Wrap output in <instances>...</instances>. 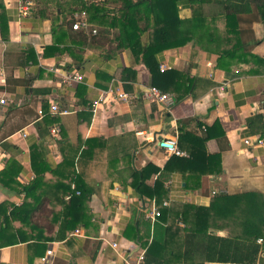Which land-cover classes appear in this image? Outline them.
Listing matches in <instances>:
<instances>
[{
	"label": "crops",
	"instance_id": "crops-1",
	"mask_svg": "<svg viewBox=\"0 0 264 264\" xmlns=\"http://www.w3.org/2000/svg\"><path fill=\"white\" fill-rule=\"evenodd\" d=\"M121 1L0 0V98L4 99L0 103V178L8 181L12 177L27 184L44 168L46 185L40 189L45 192L43 198H48L46 206L30 218L40 227L33 228L18 218L6 227L1 222L5 204L20 205L25 194L16 191L17 185H4L0 180V264H141L138 251L151 241L147 222L150 231L158 223V236L166 227L165 244L156 253L158 264H190L181 256L187 230L239 237L244 233L241 223L246 215L196 212L194 208L184 211L186 204L207 207L214 195L221 193L255 191L264 195V143H243L246 137L264 140V23L240 24L244 40L250 33L253 39H260L250 47L255 58L247 56L244 61L235 56L225 58L219 66L215 51L193 41L157 52L154 58L158 66H165L159 67L161 71L180 73L176 79L161 81L166 87L163 92L173 97V103L167 105L142 95L144 87L153 84L151 73L143 62L135 61L129 47L112 51L119 41L118 27L108 24L107 19L110 21ZM89 2L94 5L89 7ZM96 9L108 12L105 22L94 17ZM178 13L183 18L192 15L187 0L178 1ZM81 20L87 23L82 28L100 32L99 48L86 47L73 36L71 27ZM147 34L144 30L139 35L142 43ZM120 67L132 71L117 78ZM70 71L81 73L82 81H64L63 75ZM121 91L128 95L127 101L118 97ZM100 95L103 99L98 100ZM50 103L67 112H50ZM44 108L46 114L39 115L38 109ZM47 116L53 120L45 121ZM215 122L220 128L204 142V153H220L217 169L206 168L198 176L171 171L163 181L166 193L159 204L164 219L161 215L148 217L155 198L140 196L134 183L145 168L144 186L152 187L168 160L170 155L158 147L157 140L175 136L179 146V133L200 137ZM52 125L59 126L57 135L50 132ZM181 143L187 152V143ZM74 155L77 179L89 192L82 203L87 216L84 224L61 231L60 218L66 212L67 200L64 187H73L74 182L52 170L66 174L72 167L62 163L63 157ZM27 200L36 203L31 197ZM163 200L168 204L162 205ZM21 234L46 235L52 240L44 242L40 254L33 240L8 243ZM201 246H190L194 261L241 264L210 261L206 254H197ZM49 248L53 255L43 263L40 258ZM259 255L264 257V252ZM254 264H259L258 260Z\"/></svg>",
	"mask_w": 264,
	"mask_h": 264
},
{
	"label": "trees",
	"instance_id": "trees-1",
	"mask_svg": "<svg viewBox=\"0 0 264 264\" xmlns=\"http://www.w3.org/2000/svg\"><path fill=\"white\" fill-rule=\"evenodd\" d=\"M178 1L179 0H122L118 10L112 11L113 15L110 21L107 19L108 24H115V26L118 27L116 37L119 41L116 42L112 51L129 47L135 61H141L147 66L151 73L153 85L159 87L162 91L166 89V87L161 84L162 79H176V75H180V73H177L175 70L161 71L159 69L154 55L160 50L182 46L187 42L193 41L202 48L215 51L218 54L217 64L219 66L223 65L225 58L237 56L239 60L243 61L247 56L255 58V55L249 52L250 47L251 44L260 42V39H253L250 33L249 36L246 34L249 38L244 40L243 37L245 36L242 35L240 24L242 22L249 23L255 20H260L264 23V0H187L191 5L192 15L184 18L179 16ZM89 3V7L94 5V2ZM205 6H209V8L212 9L210 12L211 15H220L223 18L224 28L222 30L216 28L214 24L216 19H210V17H208L209 12L207 10L205 11ZM93 15L94 17L100 16V22H105L106 17L109 16L108 12L104 9H96ZM212 17L214 18L215 16ZM1 18L2 13H0V20ZM72 30L73 36L77 38L82 45L86 47H100L102 40L100 32L96 31L93 33V29L86 30L85 28ZM144 30L148 31V38L146 42L142 43L139 40V35ZM130 71H132L130 67H120L117 69L116 76L117 78H124L121 74H128ZM126 77L129 78V75ZM46 112V108H44L43 115H45ZM48 117L49 116H47L45 121L53 120ZM37 126H39V124ZM216 128H220L218 122L207 127L204 135L200 137L192 136L190 132L185 131L179 133V148L183 147L182 141L187 143V156L170 155L163 168L158 172L159 174L152 187L144 186L143 175L146 169L143 168L139 171L138 180L134 183V188L139 195L149 198L154 197L156 201L155 204L159 208L161 199H163L166 193L163 181L171 171L182 170L184 174L194 173L197 176L199 174H204L206 168H210L214 172L218 167L220 153L205 154L204 142L214 135V130ZM81 154H83V151ZM75 158V155L68 158L65 156L63 157L62 163L69 164L72 167L66 174L60 169L52 170L55 175L63 177L68 176L72 179V182H74L73 187L70 185H68L67 188L64 187L67 200L64 202L66 212H63V216L60 218L59 230L61 231L73 230L78 224H84L87 216V208L82 203L88 199L89 192L87 188L84 187V184L82 182L80 183L77 179L78 175L75 174L73 169ZM149 167L153 168L154 171L158 170L153 165ZM43 170L45 169L43 168ZM43 170H37L36 176L27 184H19L12 177L8 181L3 177L0 178L4 185L9 186L11 182V186L13 184L18 186L15 187L16 191H21L25 194L24 200L20 205L4 203L6 208L4 209L1 222H4L6 227L9 221L14 218H18L20 221L27 223L33 228L40 227L37 222V226L32 224L30 218L35 211L41 209V206H46L45 201H48V198H43L45 192L41 190L42 187L46 185V183L43 182ZM220 170L221 169L218 168V171ZM51 187L58 189V187L61 188L62 185H52ZM39 196L41 197L38 198ZM28 197H31L36 203L29 202L27 200ZM7 207L10 208L8 211ZM184 207V211H192L194 208L196 210L193 211L196 212H238L246 215V218L241 223L244 233H241L239 237H237V235L230 238L218 237L201 231L187 230L183 238L185 247L181 255L184 263L201 264L198 261H194V252L190 249L191 245L197 243L198 245H202V249L198 250L197 254L200 256L206 254L207 259L210 261L254 264L258 260L259 264H264V257L259 255V252H264L263 194L255 191L221 193L214 195L212 203L207 207H197L190 204H186ZM160 215L161 220H163V213H160ZM157 225L158 223L155 222L152 231H150V224L147 222L146 232L148 236L151 233V241L146 245L144 260L141 264H158L159 262L156 253L159 247L161 246L162 250L165 244L166 227H164V230H161V236H158L156 232ZM41 229H43V227H41ZM1 236L4 235L1 234ZM57 237H60V235ZM257 238H261L262 243H258L256 241ZM17 239L20 241L33 240L31 242H34L35 247L41 249L39 252L41 254L45 249L44 242L52 240V237L40 234H21L7 241L8 243H13L17 242ZM205 245H207V248H205Z\"/></svg>",
	"mask_w": 264,
	"mask_h": 264
},
{
	"label": "built area",
	"instance_id": "built-area-1",
	"mask_svg": "<svg viewBox=\"0 0 264 264\" xmlns=\"http://www.w3.org/2000/svg\"><path fill=\"white\" fill-rule=\"evenodd\" d=\"M87 23L85 21H75L72 25L73 29H78V28H82V27H86ZM92 32H94V30H92ZM160 69H164L165 66L164 65H160L159 66ZM83 76L81 73H79L78 71H70L67 72L63 75V80L64 81H82ZM221 89H223L221 87ZM142 95L145 98L148 99H153V100H157L160 102H165L167 105H171L173 103V97L171 94L169 93H165L163 91H161L157 86L153 85V84H149L147 86L144 87L143 91H142ZM118 97L123 99L124 101L128 100V95L125 92H119L118 93ZM103 99V95H100L99 99ZM98 102L97 100L95 101V103ZM0 103H4V99L0 98ZM49 110L52 113H66L67 110H61L59 109L58 105L56 103H50L49 106ZM38 114L42 115L43 114V110L42 109H38ZM60 129L58 125H52L50 127V132L52 134L57 135L59 133ZM243 143L246 145H261L264 143V140L260 137H256L254 139H251V137H246L243 139ZM157 145L159 148L163 149V151L168 154V155H177V156H187V152L182 150L181 148H179L178 144H177V139L175 136H170V137H164V138H160L157 140ZM216 190H213L211 192V194H215ZM168 204V201L163 200L162 201V205H166ZM160 210L159 208L156 206L155 202H152L151 204V209H149L148 212V217H151L152 219L158 217L160 215ZM259 241H261V238L258 239ZM111 245L113 247L116 246V243H111ZM53 255V251L51 248L47 249L45 251V253L41 256L40 260L43 263H48L50 261L51 256ZM144 255H145V249H140L138 251V257H137V261L143 262L144 260Z\"/></svg>",
	"mask_w": 264,
	"mask_h": 264
},
{
	"label": "rangeland",
	"instance_id": "rangeland-1",
	"mask_svg": "<svg viewBox=\"0 0 264 264\" xmlns=\"http://www.w3.org/2000/svg\"><path fill=\"white\" fill-rule=\"evenodd\" d=\"M205 11L207 10L209 12V15L208 17H210V19H216L214 24L216 25V28L218 30H222L224 27H223V18L220 16V15H211L210 12L212 11L211 8H209V6H205ZM212 16H215L214 18ZM209 19V18H208Z\"/></svg>",
	"mask_w": 264,
	"mask_h": 264
}]
</instances>
